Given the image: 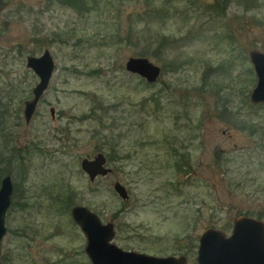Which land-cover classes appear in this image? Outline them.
I'll use <instances>...</instances> for the list:
<instances>
[{
  "label": "rangeland",
  "instance_id": "374dc122",
  "mask_svg": "<svg viewBox=\"0 0 264 264\" xmlns=\"http://www.w3.org/2000/svg\"><path fill=\"white\" fill-rule=\"evenodd\" d=\"M84 1L0 0V132L17 154L1 261L92 264L72 218L84 206L119 248L198 264L206 230L264 222V107L250 100L264 0ZM45 50L56 71L26 123L27 58ZM132 57L161 67L158 82L129 73ZM98 154L113 171L91 182L81 164Z\"/></svg>",
  "mask_w": 264,
  "mask_h": 264
},
{
  "label": "water",
  "instance_id": "95a60500",
  "mask_svg": "<svg viewBox=\"0 0 264 264\" xmlns=\"http://www.w3.org/2000/svg\"><path fill=\"white\" fill-rule=\"evenodd\" d=\"M250 61L257 78L250 100L253 105H264V53L251 51ZM27 67L39 78V83L33 90V99L26 101L24 117L30 123L37 105L48 90L56 64L49 50L40 57L27 58ZM126 70L145 79L149 84H155L161 77L162 69L146 57L130 58ZM52 116L54 114L51 109ZM82 170L91 182L98 177H107L112 169L107 167L105 155L98 154L93 160L85 159ZM119 196L127 201L129 193L120 183L114 187ZM13 184L6 177L0 189V251L1 243L7 233L6 218L11 206ZM72 218L80 227L87 239L86 253L92 264H187L188 259L181 257H155L119 248L114 239L116 236L113 224H104L99 216L84 206L72 209ZM198 248V264H264V222L255 218L242 216L235 220L232 235L227 237L216 229L206 230L200 237ZM0 264H3L0 259Z\"/></svg>",
  "mask_w": 264,
  "mask_h": 264
},
{
  "label": "flooded vegetation",
  "instance_id": "af4514ba",
  "mask_svg": "<svg viewBox=\"0 0 264 264\" xmlns=\"http://www.w3.org/2000/svg\"><path fill=\"white\" fill-rule=\"evenodd\" d=\"M53 78V77H52ZM52 80V79H51ZM49 89V88H48ZM47 92V91H46ZM45 92V93H46ZM32 93H33V91H32ZM44 93V94H45ZM44 96V95H43ZM43 96L41 97V99L43 98ZM41 99H40V101H41ZM40 101H39V103H40ZM39 103H38V105H37V108H38V106H39ZM36 111H37V109H36ZM36 111H35V113H36ZM35 113H34V115H35ZM50 113H51V109H50ZM55 118H53V116H52V113H51V117H52V120H53V122L55 121V120H57L58 119V116L59 115H57V114H55ZM4 137V139H3V145H2V143H1V145H0V189H1V186H2V182H3V180L6 178V177H10L11 178V181H12V184H13V193H12V196H11V205H12V203H13V198H14V196H15V193H16V191H17V188L15 187V185H14V182H13V177L10 175V174H5V168L6 167H8V168H10L13 164H14V162L17 160V154L14 152V151H16V149L15 148H10V146H11V142H10V138H9V140H7L6 138H8L7 137V134H5V132H3V131H1L0 132V142H1V139ZM8 142H9V146H8ZM10 208H11V206H10ZM9 208V209H10ZM9 211V210H8ZM8 214V213H7ZM1 259V258H0ZM2 262V261H1Z\"/></svg>",
  "mask_w": 264,
  "mask_h": 264
},
{
  "label": "trees",
  "instance_id": "16d2710c",
  "mask_svg": "<svg viewBox=\"0 0 264 264\" xmlns=\"http://www.w3.org/2000/svg\"><path fill=\"white\" fill-rule=\"evenodd\" d=\"M57 1H59L61 4L72 6L79 11H82L84 9V5H85L84 0H57ZM225 2H228V1L225 0ZM225 5H227V3H225ZM217 7H218V13H220V14L226 13L227 8H224L223 6H221V4ZM164 12H166V13L169 12L168 5H166V4L163 5V7L161 8L160 12H158L157 15L162 16V15H164ZM142 56H147V54H144ZM261 107H264V105H262ZM113 157H114V154H113ZM259 218H262V217L259 216Z\"/></svg>",
  "mask_w": 264,
  "mask_h": 264
}]
</instances>
